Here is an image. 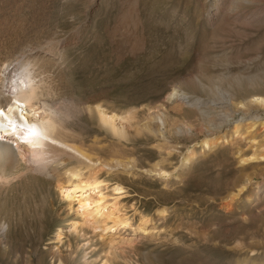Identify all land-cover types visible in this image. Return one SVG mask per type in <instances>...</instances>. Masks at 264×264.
Instances as JSON below:
<instances>
[{
    "label": "rangeland",
    "instance_id": "obj_1",
    "mask_svg": "<svg viewBox=\"0 0 264 264\" xmlns=\"http://www.w3.org/2000/svg\"><path fill=\"white\" fill-rule=\"evenodd\" d=\"M259 1L263 5L228 15L227 0H0V61L15 63L28 52L47 51L52 64L42 69L57 102L100 101L118 112L133 107L136 120L159 109L169 116L166 138L176 148L165 163L170 176L161 177L145 171L159 159L157 138L141 135L118 143L88 114L67 123L100 158L89 175L83 173V179L95 173L100 187L73 192L69 209L56 183L39 173L0 183V226H7L0 264H57L59 258L64 264H103L107 249L94 230H70L80 218L74 209L81 193L101 192L105 211L116 198L114 216L128 222L106 233L122 241L111 250L110 264H264V159L240 165L237 150L248 154L247 140L232 138L225 127L223 141L179 170L188 147L201 150L202 121L195 108L174 110L166 100L173 86L186 83L206 108L213 95L191 85L195 76L204 84L225 75L264 77V0ZM46 10L47 20H41ZM4 17L23 25L3 35ZM49 46L60 56L49 54ZM255 92L264 93V86ZM251 93L239 91L237 101ZM217 102L216 111L225 109ZM185 126L191 138L177 133ZM251 130L262 141L264 128ZM118 154L135 158L137 166L105 165ZM237 184L246 188L227 208L225 197ZM59 226L65 229L61 241L55 237Z\"/></svg>",
    "mask_w": 264,
    "mask_h": 264
},
{
    "label": "bare ground",
    "instance_id": "obj_2",
    "mask_svg": "<svg viewBox=\"0 0 264 264\" xmlns=\"http://www.w3.org/2000/svg\"><path fill=\"white\" fill-rule=\"evenodd\" d=\"M227 1L228 15L237 13L243 7L250 5H263L259 0ZM217 8L219 9V6ZM47 13L48 11L40 12L39 18L47 20V15H49ZM9 20L5 18L2 22L3 35H7L12 30L18 31L17 24L21 27L23 25L20 20ZM49 48V54L60 56L59 50L54 52L52 46ZM46 53L28 52L22 57L19 56L20 58L15 63H13L14 61H0V183L10 182L27 173H39L56 183L55 186L60 190L62 196L69 200L67 203L69 209H73V192L78 190L87 192L88 189L100 187L98 185L100 181L97 180L95 173L92 174L93 176L90 175L91 177L83 179L84 170L89 168L91 170L100 161V158L83 147L79 132L66 126L72 121L79 122L78 117L82 114H88L93 118L98 127L115 138L118 143L141 135L157 138L158 143L154 147L159 150V159L151 163L145 171L161 177L170 176V172L165 168L167 165L165 163L176 148L169 144L166 138L169 116L164 111H159L158 108L162 106L161 104L156 106L158 111H149L144 117L136 120V109L133 107L118 112L104 106L100 101L76 103L73 98H68L63 103L57 102L58 100L51 94L52 90L47 74L44 75L42 69L45 63L50 64ZM208 80H211L210 84H204L197 76L191 80V85L194 88L202 91L209 90L212 93V100L209 101L206 108L202 107L204 101L202 102L199 97H192L189 94L186 83L173 86L167 94L166 100L172 104L174 110H180L182 105H186L198 111L202 121L198 131L204 134L199 143L201 150L197 151L194 145L188 147L180 158L178 169L189 168L199 154L214 149L220 141H223L225 134L221 131L225 127H229L232 138L233 136L243 137L245 141L247 140L246 145L249 148V153L245 154L241 149L237 150L240 165L264 159V138L262 141L257 140L255 133L251 130L256 125L264 128V93L255 92L257 88L264 86V77L236 74L218 78L209 77ZM245 88L251 89L252 93L237 101L236 93ZM217 101L224 103L225 109L216 111L214 105L218 103ZM236 115L239 117L235 118ZM244 125L246 127L243 134L241 130ZM177 133L185 135L187 138L193 136L191 127L188 126H185V129L178 127ZM226 140L229 142L228 139ZM105 165L124 169L137 166L135 158L120 154L112 155L108 161H105ZM66 183L68 185L71 183L73 187H65ZM245 188L246 184H237L234 190L228 192L225 197L228 203L225 206L228 208ZM120 189L121 186L116 185L114 191ZM106 203L107 198L102 192L96 197L90 193L87 195L81 193L77 199V207L74 209L80 218L70 223L72 226L70 230L75 231L79 227L92 228L101 239V245L107 249L103 264H110L111 250L116 249V246L122 241H116L112 235L107 236L106 233L112 228H117L118 225L128 222L127 217L114 216V211L118 210L116 198L111 201V205L114 207L108 208L107 211H105ZM165 211L166 209L162 208L159 214H163ZM146 223L147 219H144L139 229L145 227ZM6 231L7 226L2 224L0 226V243H4ZM64 231L63 226L56 228L57 241H61ZM127 242L129 245L131 238L127 239ZM57 264H64L61 258L58 259Z\"/></svg>",
    "mask_w": 264,
    "mask_h": 264
}]
</instances>
